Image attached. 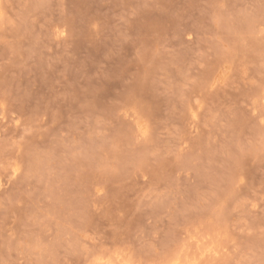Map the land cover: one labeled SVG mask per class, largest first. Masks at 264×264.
Instances as JSON below:
<instances>
[{"label": "rangeland", "instance_id": "374dc122", "mask_svg": "<svg viewBox=\"0 0 264 264\" xmlns=\"http://www.w3.org/2000/svg\"><path fill=\"white\" fill-rule=\"evenodd\" d=\"M0 264H264V0H0Z\"/></svg>", "mask_w": 264, "mask_h": 264}]
</instances>
